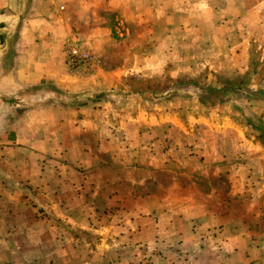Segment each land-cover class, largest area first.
<instances>
[{"label": "crops", "instance_id": "crops-1", "mask_svg": "<svg viewBox=\"0 0 264 264\" xmlns=\"http://www.w3.org/2000/svg\"><path fill=\"white\" fill-rule=\"evenodd\" d=\"M192 5L242 35L238 53L257 43L264 62V0ZM53 11L50 0H0V264H264L254 220L218 202L262 196V174L251 188L232 169L222 189L215 157L168 156L186 143L184 125L135 104L122 81L169 49L138 34V18L122 17L128 35L115 42L94 20ZM73 29L102 57L85 77L64 65Z\"/></svg>", "mask_w": 264, "mask_h": 264}, {"label": "rangeland", "instance_id": "rangeland-1", "mask_svg": "<svg viewBox=\"0 0 264 264\" xmlns=\"http://www.w3.org/2000/svg\"><path fill=\"white\" fill-rule=\"evenodd\" d=\"M50 1L58 19L78 17L74 22L80 26L83 19L94 20L91 25L106 29L115 42L128 35L129 17L143 20L138 34L154 33V48L169 51L162 58L154 56L147 68L125 74L122 81L138 95L135 104L153 109L156 118L164 110L171 122L184 125L186 143L164 151L168 149V156L196 157L195 161L215 157L217 170L214 165L210 171L207 166L204 170L217 171L218 177L212 179L217 188L229 187L225 175L232 169L251 179L247 183L251 188L264 179V62L257 43L250 41L248 52L238 53L242 35H226L221 20L210 23L208 6L201 7L206 15L197 14L194 0ZM73 30L76 34L66 40L81 42L95 56L99 69L102 57L92 52L79 30ZM124 46L128 44L115 47L117 59L125 57ZM257 174H262V180ZM260 188L262 196L221 197L218 202L219 207H232L235 219L254 220L253 229L264 234V186ZM247 206L256 210L246 213Z\"/></svg>", "mask_w": 264, "mask_h": 264}, {"label": "built area", "instance_id": "built-area-1", "mask_svg": "<svg viewBox=\"0 0 264 264\" xmlns=\"http://www.w3.org/2000/svg\"><path fill=\"white\" fill-rule=\"evenodd\" d=\"M64 65L69 74L83 77L96 70L95 56L76 38L63 44Z\"/></svg>", "mask_w": 264, "mask_h": 264}]
</instances>
